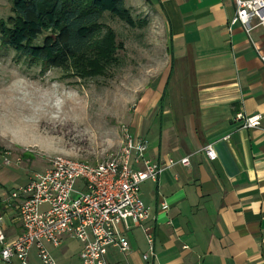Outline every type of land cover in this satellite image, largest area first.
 Here are the masks:
<instances>
[{"label": "crops", "instance_id": "obj_1", "mask_svg": "<svg viewBox=\"0 0 264 264\" xmlns=\"http://www.w3.org/2000/svg\"><path fill=\"white\" fill-rule=\"evenodd\" d=\"M124 7L154 12L165 52L163 71L139 92L124 127L146 143L150 161L188 165L140 186L153 255L141 258L149 253L143 229L121 228L129 251L108 249L106 264H264V66L239 26L227 30L232 0H124ZM250 38L264 53V25ZM238 114L258 116V126L242 128ZM209 145L214 161L203 151ZM17 171L0 165L8 240L19 226L1 201L26 183ZM73 242L50 248L56 264L79 262Z\"/></svg>", "mask_w": 264, "mask_h": 264}, {"label": "rangeland", "instance_id": "obj_2", "mask_svg": "<svg viewBox=\"0 0 264 264\" xmlns=\"http://www.w3.org/2000/svg\"><path fill=\"white\" fill-rule=\"evenodd\" d=\"M11 8L12 0H0V20L13 18ZM129 12L141 26L131 29L103 16L101 23L122 49L118 65L94 77L58 69L41 73L0 47V165L8 158L27 182L53 157L95 164L117 152L127 115L139 92L163 71L165 56L164 32L154 12Z\"/></svg>", "mask_w": 264, "mask_h": 264}, {"label": "built area", "instance_id": "obj_3", "mask_svg": "<svg viewBox=\"0 0 264 264\" xmlns=\"http://www.w3.org/2000/svg\"><path fill=\"white\" fill-rule=\"evenodd\" d=\"M234 12L227 30L239 26L264 66V53L259 52L250 38L254 26L264 25V0H232ZM254 21V25H251ZM244 129L255 128L259 117L235 116ZM147 146L134 139L126 127L121 130V144L117 152L101 162L89 164L61 156L53 157L48 168L31 175L28 181L5 193L2 207L14 215L19 233L8 240L4 229V213L0 211V263L56 264L50 248H59L63 241L79 244L80 264H106L108 249L121 253L129 251V244L120 229L141 228L145 233L152 256V235L145 226L149 212L139 197L140 186L155 182L166 169L176 164L188 165V159L169 160L159 165L146 158ZM204 154L209 161L216 159L212 146ZM3 165L10 166L8 158ZM76 185L81 190H76ZM163 210L166 206L161 207Z\"/></svg>", "mask_w": 264, "mask_h": 264}, {"label": "trees", "instance_id": "obj_4", "mask_svg": "<svg viewBox=\"0 0 264 264\" xmlns=\"http://www.w3.org/2000/svg\"><path fill=\"white\" fill-rule=\"evenodd\" d=\"M11 9L13 18L0 20V47L41 73L58 69L78 78L118 65L121 44L101 23L105 14L131 29L142 25L124 0H12Z\"/></svg>", "mask_w": 264, "mask_h": 264}]
</instances>
